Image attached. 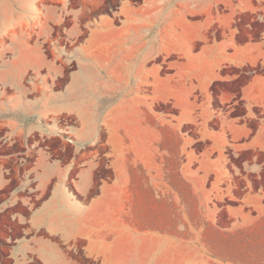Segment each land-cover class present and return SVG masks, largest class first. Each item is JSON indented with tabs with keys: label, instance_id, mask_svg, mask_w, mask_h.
Segmentation results:
<instances>
[{
	"label": "crops",
	"instance_id": "0c3cea01",
	"mask_svg": "<svg viewBox=\"0 0 264 264\" xmlns=\"http://www.w3.org/2000/svg\"><path fill=\"white\" fill-rule=\"evenodd\" d=\"M118 14V22L96 19L79 46L90 59L86 74L104 67L94 53L106 54L107 76L69 82V90L112 85L98 98L105 105L72 107L59 98L51 107L52 95H44L40 116L79 118L71 156L62 154L65 141L45 142L60 137V127L4 120L0 108L8 135L0 146L9 138L6 146L22 149L0 155V264H257L264 0H122ZM12 59L19 63L12 84L24 85L33 67L26 57ZM10 97L34 100L29 92ZM163 103L175 111L170 151L155 109ZM95 116L107 118L103 141L88 119ZM8 164L21 167L12 187Z\"/></svg>",
	"mask_w": 264,
	"mask_h": 264
},
{
	"label": "rangeland",
	"instance_id": "374dc122",
	"mask_svg": "<svg viewBox=\"0 0 264 264\" xmlns=\"http://www.w3.org/2000/svg\"><path fill=\"white\" fill-rule=\"evenodd\" d=\"M122 0H0V94L4 100L0 101L3 108L4 120L17 118L21 125L42 124L44 126L55 125L60 127V137L51 136L45 142L51 147H56L58 141L66 142V149L62 151L65 157L72 155L71 143L76 141L74 131L79 127V118L71 115L52 116L50 118L40 116L42 106L49 94L52 95L51 107L58 103L59 98L72 107L80 100L90 104V100L107 97L113 88L107 83L94 86L78 85L70 88V80L74 75H87L106 77L108 60L105 53H94L98 62L104 67H98L93 72L85 73L84 67L90 63L86 54L79 50L80 43L87 37L91 28L95 27V20L101 16L111 15L115 22L120 21L122 16L118 14V6ZM126 1V0H125ZM139 3L141 0H131ZM245 37V33L242 34ZM33 46L29 49L27 46ZM26 57L32 70L24 74V85L12 84L18 80L19 65L12 58L15 56ZM96 88L98 94L91 92ZM77 90H74V89ZM85 88L86 91H82ZM15 92H29L33 95L32 101L12 100L10 95ZM45 95V96H44ZM101 95V96H99ZM54 96V97H53ZM99 96V97H98ZM103 96V97H102ZM99 105L105 102L98 100ZM33 105L29 109L33 116L26 117V105ZM3 105V107H2ZM162 113L163 127L160 130V139L170 151L172 132L170 129L172 115L175 111L170 104L163 103L155 106ZM99 127V139L105 140V117H89ZM146 123L154 125L152 117L145 118ZM4 128H0V136L7 137ZM14 135V134H13ZM18 135L15 133L14 136ZM37 136H35L36 138ZM6 138L0 146V155H12L20 152L18 143L6 146ZM27 143L33 141L26 138ZM12 181L10 186L16 184L21 172V167L8 164ZM253 254H258L257 264H264V245L251 247ZM251 264V262H247ZM256 264V262H252Z\"/></svg>",
	"mask_w": 264,
	"mask_h": 264
}]
</instances>
